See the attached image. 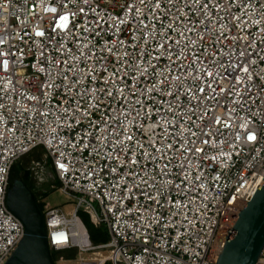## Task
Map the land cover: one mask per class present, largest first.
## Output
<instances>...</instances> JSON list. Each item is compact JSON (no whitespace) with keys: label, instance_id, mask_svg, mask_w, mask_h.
<instances>
[{"label":"built area","instance_id":"1","mask_svg":"<svg viewBox=\"0 0 264 264\" xmlns=\"http://www.w3.org/2000/svg\"><path fill=\"white\" fill-rule=\"evenodd\" d=\"M37 147L75 202L42 201L56 264H216L264 175V0H0V264Z\"/></svg>","mask_w":264,"mask_h":264},{"label":"water","instance_id":"2","mask_svg":"<svg viewBox=\"0 0 264 264\" xmlns=\"http://www.w3.org/2000/svg\"><path fill=\"white\" fill-rule=\"evenodd\" d=\"M7 205L24 224L25 234L5 264H56L48 244L43 210L35 192L22 179L13 180ZM263 249L264 178L241 211L216 264H257Z\"/></svg>","mask_w":264,"mask_h":264},{"label":"trees","instance_id":"3","mask_svg":"<svg viewBox=\"0 0 264 264\" xmlns=\"http://www.w3.org/2000/svg\"><path fill=\"white\" fill-rule=\"evenodd\" d=\"M34 163H39L43 164L48 168L52 174H54V170L52 167V163L50 158L46 157V151L44 147H37L33 149L31 152L28 154L24 155L21 157L12 167L11 173H10V186L13 182L14 179H22L28 187L33 190L36 194V197L39 201L40 207L43 210L44 203L42 202L50 193H52L56 187V189H60L61 184L58 180L54 181L55 187L52 188V185L50 183V188H46L45 184H37L36 180L34 179V174H33V169L31 164ZM32 164V165H33ZM79 216L85 225V227L88 230V233L90 235V239L94 245H100V244H105L110 241V236L103 225L96 226L92 220L91 217L88 213H86L83 210L79 211ZM72 251L73 259L77 257V251L76 250H69ZM61 252V251H60ZM60 252H52V256L54 261L57 263L59 259H61Z\"/></svg>","mask_w":264,"mask_h":264},{"label":"rangeland","instance_id":"4","mask_svg":"<svg viewBox=\"0 0 264 264\" xmlns=\"http://www.w3.org/2000/svg\"><path fill=\"white\" fill-rule=\"evenodd\" d=\"M32 164H31V166H32ZM33 170H34L33 171L34 179L36 180L37 184L39 183L42 185L41 180H40L42 173L48 174V176H51L50 171L44 165H43V167L36 166ZM51 180H55V177H54V179L52 178ZM52 184H53L52 188L55 187L54 181L52 182ZM54 189L55 190L52 193H50L43 201H46L51 206L61 207L66 213H71L75 207V202L71 201L69 196L61 193L58 188L56 189V187H55ZM73 250H76V249H73ZM59 254H60L62 259H66V260L73 259L72 251H69V250L61 251ZM77 256H78V251H77Z\"/></svg>","mask_w":264,"mask_h":264},{"label":"snow or ice","instance_id":"5","mask_svg":"<svg viewBox=\"0 0 264 264\" xmlns=\"http://www.w3.org/2000/svg\"><path fill=\"white\" fill-rule=\"evenodd\" d=\"M52 11H55V9H53ZM68 17L67 16H61V20L63 21V23H61L60 27L63 28V29H66L68 27ZM37 36H43L44 33L43 32H37L36 33ZM6 66V65H5ZM227 70V69H226ZM245 73H247L248 69L245 68L244 69ZM202 90V89H201ZM249 139L250 140H255L256 139V136L255 135H250L249 136Z\"/></svg>","mask_w":264,"mask_h":264},{"label":"bare ground","instance_id":"6","mask_svg":"<svg viewBox=\"0 0 264 264\" xmlns=\"http://www.w3.org/2000/svg\"><path fill=\"white\" fill-rule=\"evenodd\" d=\"M264 175H262V177L260 178L263 181Z\"/></svg>","mask_w":264,"mask_h":264},{"label":"flooded vegetation","instance_id":"7","mask_svg":"<svg viewBox=\"0 0 264 264\" xmlns=\"http://www.w3.org/2000/svg\"><path fill=\"white\" fill-rule=\"evenodd\" d=\"M54 181H56V180H54Z\"/></svg>","mask_w":264,"mask_h":264}]
</instances>
